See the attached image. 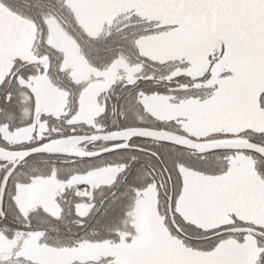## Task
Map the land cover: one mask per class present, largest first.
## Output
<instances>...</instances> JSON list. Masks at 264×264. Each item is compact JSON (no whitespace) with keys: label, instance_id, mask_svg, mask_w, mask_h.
I'll return each instance as SVG.
<instances>
[{"label":"snow or ice","instance_id":"snow-or-ice-1","mask_svg":"<svg viewBox=\"0 0 264 264\" xmlns=\"http://www.w3.org/2000/svg\"><path fill=\"white\" fill-rule=\"evenodd\" d=\"M0 264H264V0H0Z\"/></svg>","mask_w":264,"mask_h":264}]
</instances>
